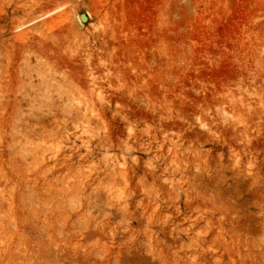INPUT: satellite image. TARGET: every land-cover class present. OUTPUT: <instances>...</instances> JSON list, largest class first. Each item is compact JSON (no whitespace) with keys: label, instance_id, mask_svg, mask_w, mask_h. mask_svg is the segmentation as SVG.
<instances>
[{"label":"rangeland","instance_id":"1","mask_svg":"<svg viewBox=\"0 0 264 264\" xmlns=\"http://www.w3.org/2000/svg\"><path fill=\"white\" fill-rule=\"evenodd\" d=\"M0 264H264V0H0Z\"/></svg>","mask_w":264,"mask_h":264},{"label":"bare ground","instance_id":"2","mask_svg":"<svg viewBox=\"0 0 264 264\" xmlns=\"http://www.w3.org/2000/svg\"><path fill=\"white\" fill-rule=\"evenodd\" d=\"M87 14H88V17H91L90 13L87 12ZM75 20H76V23L78 24V26H82L84 24L82 19H81V14L80 13H75Z\"/></svg>","mask_w":264,"mask_h":264},{"label":"water","instance_id":"3","mask_svg":"<svg viewBox=\"0 0 264 264\" xmlns=\"http://www.w3.org/2000/svg\"><path fill=\"white\" fill-rule=\"evenodd\" d=\"M82 19H83V20H86V19H87V15L84 14V15L82 16Z\"/></svg>","mask_w":264,"mask_h":264}]
</instances>
